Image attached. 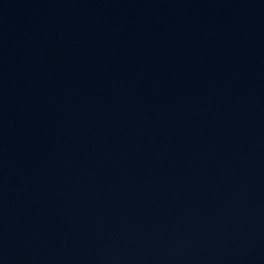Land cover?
I'll return each mask as SVG.
<instances>
[{
	"label": "water",
	"instance_id": "1",
	"mask_svg": "<svg viewBox=\"0 0 264 264\" xmlns=\"http://www.w3.org/2000/svg\"><path fill=\"white\" fill-rule=\"evenodd\" d=\"M0 264H264V0H0Z\"/></svg>",
	"mask_w": 264,
	"mask_h": 264
}]
</instances>
